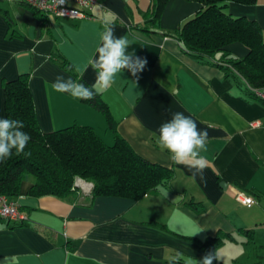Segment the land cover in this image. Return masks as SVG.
Returning a JSON list of instances; mask_svg holds the SVG:
<instances>
[{
    "label": "crops",
    "instance_id": "obj_1",
    "mask_svg": "<svg viewBox=\"0 0 264 264\" xmlns=\"http://www.w3.org/2000/svg\"><path fill=\"white\" fill-rule=\"evenodd\" d=\"M151 1L98 0L86 17L70 19L38 13L23 0H0L8 6H0V117L5 118L2 81L26 73L42 131L79 123L113 144L100 110L52 88L58 75L95 83L87 62L104 23H112L115 35L131 42L128 52L147 65L137 76L124 70L97 93L130 147L173 170L168 186L139 199L92 196L79 189L66 198L36 197L27 194L31 180L24 181L15 200L27 220L0 218V264H172L176 258L195 264L205 255L201 242L218 234L230 236L222 245L237 251L233 263H264V252H247L264 246V101L248 96L235 74L183 52L170 35L201 3L168 0L159 27L145 31ZM226 10L256 20L264 36V0L229 2ZM227 48L238 58L248 53L240 42ZM64 60L70 69L61 65ZM174 112L208 132L203 179L158 146V129ZM239 192L257 203L243 205L236 200Z\"/></svg>",
    "mask_w": 264,
    "mask_h": 264
},
{
    "label": "trees",
    "instance_id": "obj_2",
    "mask_svg": "<svg viewBox=\"0 0 264 264\" xmlns=\"http://www.w3.org/2000/svg\"><path fill=\"white\" fill-rule=\"evenodd\" d=\"M167 1H151L150 18L147 26L142 29L149 31L148 27H159L160 15ZM190 1L201 3V9L181 27L170 32V35L176 37L186 54L211 61L229 75L235 74L244 92L255 97L252 89L264 87L262 29L256 20L234 16L226 7L229 2L251 5L257 0ZM233 42L244 44L248 53L240 58L234 57L227 48ZM60 63L65 68L71 67L66 60ZM78 80L92 87L82 79ZM2 87L5 118L23 121V131L27 132L31 139L23 152L17 154L13 151L10 158L0 162V195L15 200L22 183L31 180L27 194L36 197L54 195L66 198L79 189L74 184L75 177L92 182V196L139 199L160 186L169 185L173 170L149 162L130 147L117 132L108 106L97 92L94 99L83 101L107 117L115 139L111 145L106 144L91 126L79 123L53 131H42L35 115L28 74L22 73L16 78L4 79ZM229 237L228 234L207 237L200 244L202 252H217L225 238ZM171 263L190 264L183 258H176Z\"/></svg>",
    "mask_w": 264,
    "mask_h": 264
},
{
    "label": "clouds",
    "instance_id": "obj_3",
    "mask_svg": "<svg viewBox=\"0 0 264 264\" xmlns=\"http://www.w3.org/2000/svg\"><path fill=\"white\" fill-rule=\"evenodd\" d=\"M130 46L126 36L115 35L114 24L105 22L99 33V43L87 62L96 73L92 87L58 75L52 82V88L77 100H92L98 90L110 88L124 70L137 76L146 67L147 60L134 52L129 53ZM24 127L21 120L0 117V162L10 158L13 151L18 154L25 150L31 137L23 131ZM208 139V132L200 130L190 116L174 112L169 120L160 125L157 143L161 150L169 153L174 163L186 165L193 170L194 176L199 175L203 179V170L207 166L203 153L207 152ZM219 259L221 257L216 251H209L200 261L196 260V264H213Z\"/></svg>",
    "mask_w": 264,
    "mask_h": 264
},
{
    "label": "built area",
    "instance_id": "obj_4",
    "mask_svg": "<svg viewBox=\"0 0 264 264\" xmlns=\"http://www.w3.org/2000/svg\"><path fill=\"white\" fill-rule=\"evenodd\" d=\"M28 6L45 14H51L62 18H83L87 12L98 3V0H23ZM256 98L264 101V87L253 88ZM75 186L82 190L89 191L91 184H87L81 178L77 177L74 181ZM236 200L246 206H252L257 203L256 199L244 192L236 195ZM0 218L13 223L24 222L27 215L21 210L17 200L9 199L0 195Z\"/></svg>",
    "mask_w": 264,
    "mask_h": 264
},
{
    "label": "rangeland",
    "instance_id": "obj_5",
    "mask_svg": "<svg viewBox=\"0 0 264 264\" xmlns=\"http://www.w3.org/2000/svg\"><path fill=\"white\" fill-rule=\"evenodd\" d=\"M0 6L3 8V9H8V6H7V4H5L4 2H0ZM77 177H75V179H76ZM80 178V177H79ZM74 179V180H75ZM82 179V178H81ZM82 180H84V182H86L87 184H91V188H92V182H90V180H85V179H82ZM79 190H81V191H84V190H82V189H80L79 188ZM86 191V190H85ZM89 191H91V189L89 190ZM223 245H221V246H219V248H218V250L217 251H219L220 252V254H219V256L223 259V260H221V259H219V260H216L215 262L213 261V263L214 264H241V263H233L232 261V259H233V257H236L237 255H234L235 253H237V251L235 250V249H233V247L232 246H229V245H227V246H223ZM254 247V246H253ZM259 247V246H258ZM255 251H256V253L257 254H259V252L258 251H261V253L262 252H264V246H261V247H259V248H255L254 247V249H252V248H250V247H248L247 248V252H248V254L250 253L251 255L252 254H254L255 253ZM261 256H264V255H262L261 254ZM262 258H264V257H262ZM235 259V258H234ZM256 259V258H255ZM221 261H226V262H221ZM242 261V260H241ZM262 261H264V259H262ZM261 262V259H259L258 261L256 260L255 262H253V264H264V263H260Z\"/></svg>",
    "mask_w": 264,
    "mask_h": 264
},
{
    "label": "water",
    "instance_id": "obj_6",
    "mask_svg": "<svg viewBox=\"0 0 264 264\" xmlns=\"http://www.w3.org/2000/svg\"><path fill=\"white\" fill-rule=\"evenodd\" d=\"M225 182L222 183V185H224Z\"/></svg>",
    "mask_w": 264,
    "mask_h": 264
}]
</instances>
